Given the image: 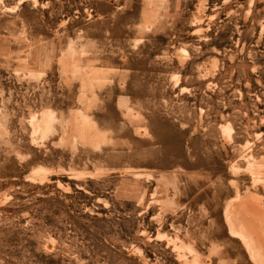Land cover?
Listing matches in <instances>:
<instances>
[{"label":"rangeland","instance_id":"rangeland-1","mask_svg":"<svg viewBox=\"0 0 264 264\" xmlns=\"http://www.w3.org/2000/svg\"><path fill=\"white\" fill-rule=\"evenodd\" d=\"M0 264H264V0H0Z\"/></svg>","mask_w":264,"mask_h":264}]
</instances>
